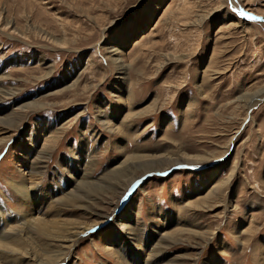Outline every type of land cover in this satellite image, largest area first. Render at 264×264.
I'll return each instance as SVG.
<instances>
[{
	"label": "rangeland",
	"instance_id": "374dc122",
	"mask_svg": "<svg viewBox=\"0 0 264 264\" xmlns=\"http://www.w3.org/2000/svg\"><path fill=\"white\" fill-rule=\"evenodd\" d=\"M1 230L0 264H264V0H0Z\"/></svg>",
	"mask_w": 264,
	"mask_h": 264
},
{
	"label": "bare ground",
	"instance_id": "6f19581e",
	"mask_svg": "<svg viewBox=\"0 0 264 264\" xmlns=\"http://www.w3.org/2000/svg\"><path fill=\"white\" fill-rule=\"evenodd\" d=\"M253 102V101H252ZM257 102V101H256ZM253 104H255V103H251L250 104V107L253 105ZM14 122H16L15 121V119H12L10 122H8L6 125H7V127L9 126V127H11L13 124H14ZM15 125V124H14ZM6 139H8L7 137H6ZM1 141H5L4 139L2 140L1 139ZM31 147V146H30ZM22 148V147H21ZM20 147H19V149H21ZM48 149V150H47ZM49 145L47 144V146H45L44 147V150H43V152H45V153H47L48 151H49ZM23 150V149H22ZM25 150V149H24ZM20 151V150H19ZM31 151H32V149H31ZM42 151V150H41ZM172 154H173V156L174 157H169L170 158V160H168L166 163H165V165H173V164H177V163H179V162H181L182 163V161L184 160V159H190V160H187L188 162H190V163H199V162H205L206 160H209V159H206L205 158V160H202L203 158H198V156H195V157H188V156H182V154H179V153H176V151H175V153H173V152H171ZM175 154V155H174ZM23 156H25L24 155V152L23 153H19L18 154V157H20V158H18V161H22V158H23ZM39 156L40 157H42L43 156V154H42V156L39 154ZM135 156V155H134ZM160 156V155H159ZM159 156L157 157V156H155V157H149V158H151V159H149L148 158V156H147V158L148 159H146V160H144L143 158V160H144V162H142L141 164L139 163V165H137V166H135V168L137 169V172L135 173V174H130L129 175V173H128V175L127 174H125V173H123V170H118V169H114L115 171H113V175L112 176H115V181H117V183L119 182H123V181H125V179L124 178H126V177H128L127 179H126V182H129V183H131L133 186H136V184L139 182V181H141V179L139 180V179H136V177L137 176H139V175H141L142 173H146V172H148V171H158L159 169L157 168L158 166H160V164H158V163H156L154 160H156L155 158L157 157V159H159ZM164 156H166V155H164ZM144 157H146V155H144ZM160 157H163V155H161ZM209 158V157H208ZM166 159V158H165ZM39 160V159H38ZM132 160H135V159H133L132 158ZM137 160V159H136ZM135 160V161H136ZM138 161V160H137ZM163 161V160H162ZM166 161V160H165ZM184 161H186V160H184ZM127 163H128V161H126ZM123 163H125V162H123ZM127 163H125V164H127ZM131 163H133V162H131ZM163 163V162H162ZM122 164V163H121ZM129 164V163H128ZM124 165V164H123ZM122 165V166H123ZM132 165V164H131ZM130 165V166H131ZM134 165V164H133ZM164 165V166H165ZM127 166V165H126ZM129 166V165H128ZM36 167L38 168L39 166H34L33 164H31L30 165V168H31V170L32 171H35L36 170ZM120 167V166H119ZM163 167V166H162ZM124 168H126V167H124ZM131 168H134V167H131ZM127 169V168H126ZM164 169V168H163ZM134 171V170H133ZM160 171V170H159ZM111 172V171H110ZM130 172V171H129ZM33 174H34V172H32ZM31 173V174H32ZM137 173H140L139 175L137 174ZM124 177V178H123ZM123 178V179H122ZM122 179V180H121ZM84 180V179H83ZM82 180V181H83ZM112 180H113V178H112ZM111 180V181H112ZM36 181V180H35ZM34 182V181H33ZM41 181L39 180V182H34V185H31V186H33L32 188L33 189H30V187L31 186H28L26 183H25V180H24V178L21 180V181H18V182H10L11 183V185H12V187H13V189H14V191L19 195V198L22 200V199H25L26 200V202H27V200H29V202L31 201V199L33 198V200L38 196L37 194H38V187L37 186H39V183H40ZM87 182V181H86ZM82 183V182H81ZM80 183V184H81ZM84 183V182H83ZM81 184L82 186V188H81V190L80 191H84L85 192V194L87 193V194H92L93 192H95L97 189H96V186H90L89 185V183L88 184ZM112 183V182H111ZM116 184V183H115ZM111 186L110 187H108V189H113L114 188V186L112 185V184H110ZM121 185V184H120ZM103 186V185H102ZM106 186V185H105ZM132 186V187H133ZM84 189H86V190H84ZM102 191V190H101ZM52 192V191H51ZM50 192V193H51ZM67 194V193H66ZM74 194V193H73ZM71 195V194H70ZM79 196V195H78ZM72 198L71 199H75L76 198V195H72L71 196ZM70 198V197H69ZM80 198V197H79ZM67 199V198H66ZM207 199V198H206ZM206 199H204L203 201H197V202H195V203H190V204H188L189 206H192V207H198V206H201V205H203V203H205L206 202ZM67 201H69L68 199H67ZM32 202V201H31ZM71 202H73L72 200H71ZM75 202V201H74ZM69 203V202H68ZM202 203V204H201ZM59 206V205H58ZM210 205H208V207H209ZM130 207V206H129ZM202 207H204V206H202ZM205 207H207V206H205ZM204 207V208H205ZM30 208H28V210H29ZM125 210H129V208L128 209H125ZM125 212V211H124ZM7 215H8V213H7ZM125 215H126V213H125ZM14 216V215H13ZM12 217V216H11ZM119 217L121 218V219H124L125 217H123V211L120 213V215H119ZM40 218V217H39ZM35 220V219H34ZM36 221V220H35ZM43 221V220H42ZM46 221V220H45ZM37 222V221H36ZM38 223V222H37ZM39 223H41V222H39ZM59 223V222H58ZM58 223H55V225L57 224L58 225ZM51 224H52V222H51ZM47 225V224H46ZM49 225V224H48ZM46 226V227H49V226ZM53 225V224H52ZM92 225V224H91ZM90 225V226H91ZM95 225V224H94ZM33 226H34V224H33ZM40 226V225H39ZM43 226V225H42ZM60 226H61V224H60ZM89 226V227H90ZM58 227V226H57ZM89 227H88V229H89ZM13 229H15V227H12ZM11 228V229H12ZM23 228H24V226H23ZM52 228V227H51ZM55 228V227H54ZM13 229H12V234H14L13 233ZM22 229V228H21ZM27 229V228H26ZM25 228H24V230H26ZM31 229V228H30ZM84 229H86V228H84ZM87 229V230H88ZM16 230H18L17 228H16ZM23 230V229H22ZM21 230V231H22ZM56 230H59L58 228H56ZM50 231V230H49ZM49 231H46L47 233L49 232ZM54 232H55V230H53ZM3 232H5V231H3ZM3 232H2V230L0 231V237H2V236H4V235H2L3 234ZM80 232H82V231H80ZM80 232H75L74 231V234H71V235H68L67 236V234L69 233V232H66L67 234H66V236L64 235V234H62V236L64 235L65 237V239L63 238V240H60V241H64V242H69L70 244L69 245H67V246H64V248H66V247H68V248H70V247H72L73 245H74V243L76 242V240H78V238H79V235L81 234ZM84 232V231H83ZM82 232V233H83ZM171 232V231H170ZM5 233H7V232H5ZM4 233V234H5ZM43 233V232H42ZM53 233V232H52ZM58 234L59 233H61V232H57ZM71 233V232H70ZM191 233H195V232H193V231H191ZM11 234V235H12ZM57 234V235H58ZM164 234V233H163ZM167 234V233H166ZM6 235V234H5ZM17 235H18V233H17ZM60 235V234H59ZM15 236V235H14ZM22 236V235H21ZM8 239H10V235H9V237H8ZM1 240V239H0ZM10 241V240H9ZM1 243H2V241H1ZM0 243V244H1ZM7 243V242H6ZM5 243V244H6ZM12 243V242H11ZM2 245H4V244H2ZM15 245V244H14ZM6 246V245H5ZM10 246H11V244H10ZM8 248H10V247H8ZM19 248V247H18ZM22 248H24V247H22ZM63 248V247H62ZM20 250V249H19ZM24 250V249H23ZM14 252H15V250H14ZM52 252H54V253H52V254H48V255H46V259L47 260H42V262H40L39 264H55V263H57V262H60V261H62V260H64V257L66 256V254L67 253H64V252H62V251H52ZM27 254H28V252H26ZM65 255V256H64ZM31 257V254H30V256H28L27 258H30ZM39 257V256H38ZM37 259V258H36ZM62 259V260H61ZM31 260H34V257H33V259H31ZM22 264V263H21ZM25 264H30V262L29 261H26L25 262ZM35 264V263H34Z\"/></svg>",
	"mask_w": 264,
	"mask_h": 264
},
{
	"label": "snow or ice",
	"instance_id": "6c2138e0",
	"mask_svg": "<svg viewBox=\"0 0 264 264\" xmlns=\"http://www.w3.org/2000/svg\"><path fill=\"white\" fill-rule=\"evenodd\" d=\"M178 167H189L187 165H179ZM161 175H164L163 173H161Z\"/></svg>",
	"mask_w": 264,
	"mask_h": 264
}]
</instances>
